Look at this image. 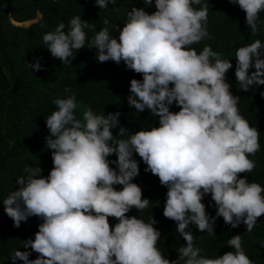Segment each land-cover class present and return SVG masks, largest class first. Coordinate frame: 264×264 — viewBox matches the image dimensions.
<instances>
[{
	"label": "clouds",
	"instance_id": "clouds-1",
	"mask_svg": "<svg viewBox=\"0 0 264 264\" xmlns=\"http://www.w3.org/2000/svg\"><path fill=\"white\" fill-rule=\"evenodd\" d=\"M142 2L147 7L153 4V0ZM228 2L246 14L247 27L255 35L264 0ZM115 3L95 0L100 9ZM154 6L151 14L133 7L122 29L117 28L118 39L105 27L95 34L90 47L97 50L98 62L119 65L123 61L127 70L142 75V81H130L128 104L139 113L150 111L159 118V127L114 141L111 129L117 127L120 113L98 116L89 108L78 119L76 94L65 88L70 94L53 101L57 110L45 120L53 168L42 177L40 167H26L28 175L17 179V189L2 202L16 228L30 217L42 220L34 240L24 243L31 252L15 251L13 264L17 260L23 264H253L240 235L227 241L235 251L206 258L194 246L188 229L195 225L199 232L215 234L213 226L222 217L231 228L243 223L246 233H251L264 216V187L240 178L256 167L248 157L260 150L259 132L240 114V97L232 94L226 82L232 63L210 45L199 54L191 47L213 38L206 27L207 4L155 0ZM103 23L108 25L109 20ZM85 28L94 30L95 25L75 16L69 31L61 22L43 34L51 57L71 64L73 50L84 48ZM262 50L264 44L257 39L235 53V78L243 92L264 85ZM30 67L42 70L39 61ZM173 104L178 112L170 111ZM125 132L120 128L118 136ZM134 154L147 166L145 172L168 189L163 216L176 223V231L186 241L177 250V260L165 258L156 247L161 232L154 227L153 216L146 223L127 215L150 203L132 182L139 175ZM112 155L117 156L115 161H109ZM116 186H122L121 190ZM209 194L217 208L211 218L202 202ZM109 218L118 221L114 227ZM32 252L38 254L34 260L29 259Z\"/></svg>",
	"mask_w": 264,
	"mask_h": 264
},
{
	"label": "trees",
	"instance_id": "trees-1",
	"mask_svg": "<svg viewBox=\"0 0 264 264\" xmlns=\"http://www.w3.org/2000/svg\"><path fill=\"white\" fill-rule=\"evenodd\" d=\"M205 3L208 6L206 27L213 38H205L191 47L199 54L205 45H210L213 51L222 53V59L232 63L226 82L230 84L232 94L240 97L237 105L240 114L250 127L258 130L260 143V150L248 157L255 162V169L241 174L240 178L264 187V97L261 96L264 85H253L249 92H243L235 78L238 48L257 39L264 44V12L259 14L257 21L259 31L253 35L247 27L246 14L238 5L228 0H201V4ZM154 5L155 0L151 7L142 0H116L114 5L100 9L95 6V0H0V264H13L11 256L15 251L31 252L30 248H24V243L28 239L34 240L42 223L40 218L30 217L22 221L19 228L14 227V222L4 212L2 202L17 189V179L28 175L26 167H40L42 177H47L53 168L51 150L47 149L49 131L45 120L57 110L53 101L70 94L65 92V88L76 94L78 107L75 114L78 119L82 120L83 112L89 108L98 116L120 113L117 127L111 129L114 141L127 139L139 130L150 131L159 127V118L150 111L139 113L128 104L130 81H142V75L127 70L123 61L119 65L112 61L98 62L97 50L90 47L95 34L105 27L118 39L117 28L122 29L127 13L133 7L144 8L151 14L156 10ZM200 6L193 5L197 9ZM75 16H80L95 28L84 29V48L79 52L73 50L71 64H62L51 57L42 36L54 31L61 22L65 24L64 31H69V22ZM105 19L109 20L108 25L103 23ZM28 21L33 22L27 26L14 24ZM260 58L264 59V54ZM37 61L41 65L40 71L30 67ZM179 110L175 104L170 106L171 112ZM120 128L126 131L123 136H118ZM133 158L139 163V175L132 182L141 187L142 198L149 199L150 203L146 209H132L127 215L146 223H150L153 216L157 221L154 227L161 232L156 247L165 258L177 260V250L186 246V241L176 231V223L163 216L168 189L160 184L158 177L145 172L147 166L138 155L134 154ZM108 159L115 161L117 156L112 155ZM110 166L116 168L115 164ZM121 187L116 186L117 190ZM202 202L210 218L215 217L217 208L211 195H206ZM109 222L114 227L118 221L109 218ZM213 227L215 234L199 232L195 225H189L194 246L201 249V256L218 258L235 251L228 247L227 241L240 235L242 248L253 264H264V216L257 220L251 233H246L243 223L231 228L222 217L216 219ZM37 256L32 252L29 259L34 260ZM15 264H23V261L17 260Z\"/></svg>",
	"mask_w": 264,
	"mask_h": 264
},
{
	"label": "rangeland",
	"instance_id": "rangeland-1",
	"mask_svg": "<svg viewBox=\"0 0 264 264\" xmlns=\"http://www.w3.org/2000/svg\"><path fill=\"white\" fill-rule=\"evenodd\" d=\"M33 21H28V22H25V23H22V24H17V23H14L15 25H22V26H27L29 23H31Z\"/></svg>",
	"mask_w": 264,
	"mask_h": 264
},
{
	"label": "water",
	"instance_id": "water-1",
	"mask_svg": "<svg viewBox=\"0 0 264 264\" xmlns=\"http://www.w3.org/2000/svg\"><path fill=\"white\" fill-rule=\"evenodd\" d=\"M30 24V23H29Z\"/></svg>",
	"mask_w": 264,
	"mask_h": 264
}]
</instances>
